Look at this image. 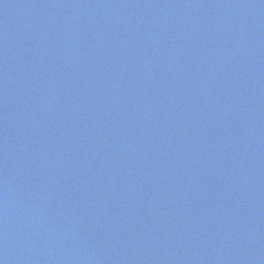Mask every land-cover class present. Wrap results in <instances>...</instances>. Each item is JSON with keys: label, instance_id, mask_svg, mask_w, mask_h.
<instances>
[{"label": "water", "instance_id": "water-1", "mask_svg": "<svg viewBox=\"0 0 264 264\" xmlns=\"http://www.w3.org/2000/svg\"><path fill=\"white\" fill-rule=\"evenodd\" d=\"M0 264H264V0H0Z\"/></svg>", "mask_w": 264, "mask_h": 264}]
</instances>
